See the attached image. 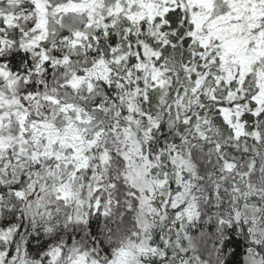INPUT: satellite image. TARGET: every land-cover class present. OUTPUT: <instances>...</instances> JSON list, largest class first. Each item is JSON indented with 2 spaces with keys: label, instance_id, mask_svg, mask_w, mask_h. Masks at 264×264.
<instances>
[{
  "label": "snow or ice",
  "instance_id": "snow-or-ice-1",
  "mask_svg": "<svg viewBox=\"0 0 264 264\" xmlns=\"http://www.w3.org/2000/svg\"><path fill=\"white\" fill-rule=\"evenodd\" d=\"M0 264H264V0H0Z\"/></svg>",
  "mask_w": 264,
  "mask_h": 264
}]
</instances>
